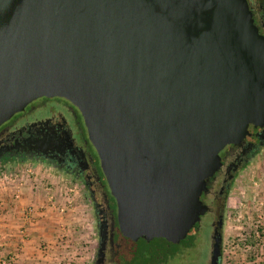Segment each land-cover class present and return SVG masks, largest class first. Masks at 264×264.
I'll return each instance as SVG.
<instances>
[{"label":"water","instance_id":"water-1","mask_svg":"<svg viewBox=\"0 0 264 264\" xmlns=\"http://www.w3.org/2000/svg\"><path fill=\"white\" fill-rule=\"evenodd\" d=\"M252 23L246 0H0V128L37 99L68 101L121 235L177 244L221 158L264 125Z\"/></svg>","mask_w":264,"mask_h":264},{"label":"flooded vegetation","instance_id":"flooded-vegetation-1","mask_svg":"<svg viewBox=\"0 0 264 264\" xmlns=\"http://www.w3.org/2000/svg\"><path fill=\"white\" fill-rule=\"evenodd\" d=\"M246 3L253 26L264 39V0ZM256 135L230 147L221 158L219 170L207 181L206 191L200 197L207 211L200 217L199 227L177 244L164 239L132 241L121 235L116 204L102 184L99 159L88 141L82 118L64 99H37L0 128V169L24 163L45 166L65 177L69 187L81 190L95 224L91 264H169L176 258L188 260L205 218L209 219L211 230L210 257L211 236L219 217L222 225L215 234L220 237L221 264L225 203L238 175L264 150V125Z\"/></svg>","mask_w":264,"mask_h":264},{"label":"rangeland","instance_id":"rangeland-1","mask_svg":"<svg viewBox=\"0 0 264 264\" xmlns=\"http://www.w3.org/2000/svg\"><path fill=\"white\" fill-rule=\"evenodd\" d=\"M3 176L17 178L16 182L22 183L21 188L28 184L35 187L32 202L21 210L19 235L27 236L30 229L37 235L41 233L39 230L48 232L57 248L51 261L91 264L96 241L95 224L81 190L69 187L65 177L45 166L24 163L0 169V196L9 193L15 201L18 198H14L13 184L3 180ZM27 209L32 210L28 217L24 215ZM224 210L221 264H264V150L238 175ZM201 224L190 259L176 258L169 264L208 262L209 219H202ZM16 256L17 253L7 257L0 254L1 259L13 264Z\"/></svg>","mask_w":264,"mask_h":264},{"label":"crops","instance_id":"crops-1","mask_svg":"<svg viewBox=\"0 0 264 264\" xmlns=\"http://www.w3.org/2000/svg\"><path fill=\"white\" fill-rule=\"evenodd\" d=\"M33 189L32 184L21 188L17 201L9 193L0 196V204L3 205L0 207V254L7 257L17 253L15 264H56V261H51V255L54 256L57 248L50 233L39 230L41 233L37 235L30 229L24 239L18 233L21 210L32 202Z\"/></svg>","mask_w":264,"mask_h":264},{"label":"built area","instance_id":"built-area-1","mask_svg":"<svg viewBox=\"0 0 264 264\" xmlns=\"http://www.w3.org/2000/svg\"><path fill=\"white\" fill-rule=\"evenodd\" d=\"M27 172L29 174H31V171H27ZM3 180L9 181V182H11V184H13V187H14V192H13L14 198L15 199L19 198V193H20V189L22 187V183L18 182V181L16 182L17 178L12 177V176H9V177L3 176ZM6 184H9V183H6ZM1 185L4 186L3 182H1ZM4 188H5V186L3 187V189ZM31 212H32L31 209H27V210H25L24 215L28 217V216L31 215ZM0 264H13V263L10 262V260H3V259L0 258Z\"/></svg>","mask_w":264,"mask_h":264}]
</instances>
